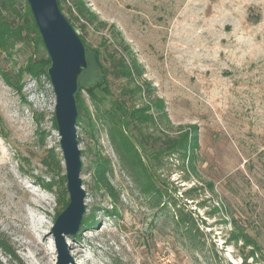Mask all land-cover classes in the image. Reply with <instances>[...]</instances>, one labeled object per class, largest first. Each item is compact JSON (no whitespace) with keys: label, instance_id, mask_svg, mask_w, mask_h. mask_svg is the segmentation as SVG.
<instances>
[{"label":"rangeland","instance_id":"rangeland-1","mask_svg":"<svg viewBox=\"0 0 264 264\" xmlns=\"http://www.w3.org/2000/svg\"><path fill=\"white\" fill-rule=\"evenodd\" d=\"M82 1L84 13L76 0H65L63 12L85 40L88 67L78 84L89 110L95 114L86 88L100 77L93 50L118 49L124 41L164 99L173 127L196 125L200 146L194 169L188 162L181 167L177 156L165 158L159 197L145 194L129 174L101 120L93 134L78 125L83 219L94 216L95 223L65 236L70 264H241L251 248L232 240L233 219L260 232L264 247V0ZM12 49L9 55L0 48V67L14 79L32 55L49 56L45 45L37 50L30 42ZM124 82L111 75V92L98 91L97 106L112 107ZM19 85L0 72V232L26 264H56L52 228L63 205L58 189L40 180H52L42 164L49 147L60 153V176L66 175L56 94L47 74L27 73ZM130 134L140 140L134 128ZM98 152L112 160L117 204L92 188ZM179 209L192 212L196 236L180 223ZM0 258L16 264L1 249ZM260 258L247 262L264 264V251Z\"/></svg>","mask_w":264,"mask_h":264},{"label":"trees","instance_id":"trees-1","mask_svg":"<svg viewBox=\"0 0 264 264\" xmlns=\"http://www.w3.org/2000/svg\"><path fill=\"white\" fill-rule=\"evenodd\" d=\"M62 11L64 10V1L58 0ZM78 10L84 13V2L76 0ZM23 6V9L22 7ZM69 19V18H68ZM71 22V20L69 19ZM31 34L33 36L31 37ZM81 36V35H80ZM85 43L84 38L81 36ZM30 42L38 50L44 42L36 21L34 19L28 0H0V48L11 55L15 45L20 42ZM86 45V44H85ZM118 49H106L104 53L101 49H94V59L100 77L95 76L94 84L87 87V92L95 101V114L91 112L82 96V84H79L76 93L78 106V125L84 123V127L94 133L97 123L101 120L102 127H106L110 141L116 151L120 162L127 168L129 174L135 177V180L141 185V189L148 195H163L161 184L165 182L160 180L158 172L166 165L167 156H177L181 161L180 166L185 168L186 162L194 169L193 162L196 158V151L199 148V133L196 125L173 127L165 101L159 97L156 87L151 81L144 79V68L137 60L135 54L126 45L124 41L120 42ZM104 58L109 62L104 63ZM88 60V59H87ZM51 65V59L48 56L37 57L32 55L27 63L18 69L19 79H14L13 74L0 67V72L6 81L12 86L20 87V78L25 74L38 77L42 74L48 75V68ZM84 69L82 72H84ZM113 75L124 79V85L121 89V95L113 101V105L107 109H101L97 106L98 91L110 93L109 77ZM49 76V75H48ZM55 126L58 128L56 118ZM134 128L140 134V140L130 134ZM42 136V135H41ZM43 137V136H42ZM78 139L80 137L78 136ZM41 145H44L42 141ZM143 151L145 154H142ZM62 161L60 153L55 147L47 148L45 156L42 158V164L47 168L46 171L52 175V180L45 181L41 179V185L53 191L58 189V202L63 205L58 215L67 207L69 203L66 175L62 173ZM112 160L96 153V159L91 167L92 188L102 190L113 202H119L120 193L116 190L110 179L112 171ZM58 176V177H57ZM161 181V184L159 182ZM166 192V191H165ZM108 214H115L116 210H106ZM192 212H185L179 209L180 223L184 224L192 236L195 233V220ZM95 223V217L84 218L81 227ZM233 231L231 238L235 243L242 242L244 247H250L241 264L248 263L249 257L254 258L255 262L262 259L264 247L257 231V236L248 231V226L240 224L233 219ZM199 230L198 227H196ZM0 249L5 256L10 257L16 264H26L15 248L10 239L0 232ZM0 264H6L0 258Z\"/></svg>","mask_w":264,"mask_h":264},{"label":"water","instance_id":"water-1","mask_svg":"<svg viewBox=\"0 0 264 264\" xmlns=\"http://www.w3.org/2000/svg\"><path fill=\"white\" fill-rule=\"evenodd\" d=\"M51 59L48 75L56 94L55 118L66 164L69 203L57 216L52 231L58 251L56 264H70L66 235L78 233L86 212V190L80 176L76 93L79 76L88 67L85 43L62 11L58 0H28Z\"/></svg>","mask_w":264,"mask_h":264}]
</instances>
